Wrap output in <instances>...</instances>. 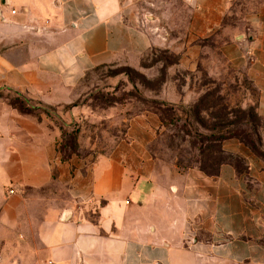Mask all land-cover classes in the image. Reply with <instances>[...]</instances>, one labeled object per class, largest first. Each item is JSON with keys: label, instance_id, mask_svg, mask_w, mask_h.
I'll list each match as a JSON object with an SVG mask.
<instances>
[{"label": "crops", "instance_id": "0c3cea01", "mask_svg": "<svg viewBox=\"0 0 264 264\" xmlns=\"http://www.w3.org/2000/svg\"><path fill=\"white\" fill-rule=\"evenodd\" d=\"M208 47L264 118V0H0V92L45 107L120 57L173 49L189 70ZM13 108H0L1 214L25 264H264V160L239 138L212 143L207 169L179 170L152 154L162 118L146 111L87 167Z\"/></svg>", "mask_w": 264, "mask_h": 264}, {"label": "rangeland", "instance_id": "374dc122", "mask_svg": "<svg viewBox=\"0 0 264 264\" xmlns=\"http://www.w3.org/2000/svg\"><path fill=\"white\" fill-rule=\"evenodd\" d=\"M239 16L232 14L225 24L240 26ZM206 51L203 60L189 70L180 66L173 49L120 57L90 71L68 105L45 107L0 92V108L14 107L47 132H57L58 150L60 145L70 148L71 156L87 167L124 137L128 119L146 111L158 112L162 118L161 133L151 145L162 164H175L179 170L207 169L216 150L208 140L223 128L224 133L247 136L253 151L264 160V118L254 115L255 89L228 69L214 47ZM173 100L178 103H168ZM6 189L0 188V264H25L18 224L4 222L1 214L6 192L12 191Z\"/></svg>", "mask_w": 264, "mask_h": 264}, {"label": "trees", "instance_id": "16d2710c", "mask_svg": "<svg viewBox=\"0 0 264 264\" xmlns=\"http://www.w3.org/2000/svg\"><path fill=\"white\" fill-rule=\"evenodd\" d=\"M255 117H258L260 118L257 114H254ZM225 128L223 129H217V133L213 134L212 137L208 140L210 141L211 143H218L224 139H227V138H232V137H237L239 138L243 143H245L246 145H248L252 150L254 149V144H253V141H251L247 136H242V135H239L237 133H233V132H230V131H227L226 133ZM212 130H215V129H212ZM214 132V131H212ZM59 154H60V157L63 161L67 160L72 154H73V150L70 151V148H69V151H68V147L66 146H62L60 145L59 146Z\"/></svg>", "mask_w": 264, "mask_h": 264}, {"label": "built area", "instance_id": "2783aa9c", "mask_svg": "<svg viewBox=\"0 0 264 264\" xmlns=\"http://www.w3.org/2000/svg\"><path fill=\"white\" fill-rule=\"evenodd\" d=\"M13 192L12 191H8V194H12Z\"/></svg>", "mask_w": 264, "mask_h": 264}]
</instances>
